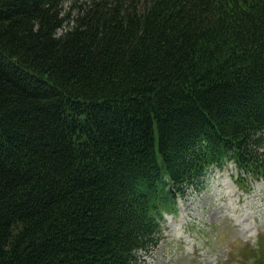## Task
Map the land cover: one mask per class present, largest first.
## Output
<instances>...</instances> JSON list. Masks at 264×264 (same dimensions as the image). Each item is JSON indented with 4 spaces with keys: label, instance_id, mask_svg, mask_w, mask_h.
Here are the masks:
<instances>
[{
    "label": "trees",
    "instance_id": "16d2710c",
    "mask_svg": "<svg viewBox=\"0 0 264 264\" xmlns=\"http://www.w3.org/2000/svg\"><path fill=\"white\" fill-rule=\"evenodd\" d=\"M229 163L264 179V0H0V264H139Z\"/></svg>",
    "mask_w": 264,
    "mask_h": 264
},
{
    "label": "rangeland",
    "instance_id": "374dc122",
    "mask_svg": "<svg viewBox=\"0 0 264 264\" xmlns=\"http://www.w3.org/2000/svg\"><path fill=\"white\" fill-rule=\"evenodd\" d=\"M72 9L66 2L63 14ZM233 172L230 163L212 170L199 191L179 197L176 214L163 218V239L139 253V264H264V180L239 188Z\"/></svg>",
    "mask_w": 264,
    "mask_h": 264
}]
</instances>
